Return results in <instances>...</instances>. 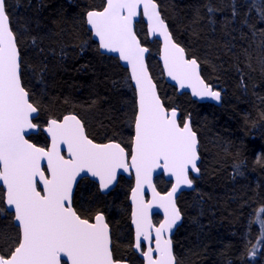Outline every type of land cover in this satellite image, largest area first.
Here are the masks:
<instances>
[{
  "label": "trees",
  "instance_id": "obj_1",
  "mask_svg": "<svg viewBox=\"0 0 264 264\" xmlns=\"http://www.w3.org/2000/svg\"><path fill=\"white\" fill-rule=\"evenodd\" d=\"M155 1L173 40L188 58L198 60L206 83L221 92L219 106L179 95L163 80L158 42L149 43L144 25L138 24L160 97L169 110L178 109L181 122L190 117L199 141V176L192 178L194 189L177 200L182 215L172 237L177 264H264V242L257 243L260 225L251 222L264 208V165L256 163L257 156L264 157V0ZM104 3L7 0L20 42L22 82L40 106L35 121L40 130L28 138L37 146L48 143L42 127L50 118L75 114L94 142L130 147L133 127L128 121L135 97L127 70L116 58L100 53L85 21L88 10H101ZM208 7L216 11L209 13ZM132 182L119 178L114 190L102 195L81 180L73 202L85 216L102 210L115 258L141 264L131 251L127 197ZM155 185L160 193L169 189L161 176ZM159 220L153 217L154 224ZM0 233L6 237L0 239V254H7L17 229L6 211L0 213ZM253 246L258 250L250 259Z\"/></svg>",
  "mask_w": 264,
  "mask_h": 264
},
{
  "label": "snow or ice",
  "instance_id": "obj_2",
  "mask_svg": "<svg viewBox=\"0 0 264 264\" xmlns=\"http://www.w3.org/2000/svg\"><path fill=\"white\" fill-rule=\"evenodd\" d=\"M141 6L148 19L149 35L163 38L161 58L167 76L180 89H191L194 97L221 101V92L202 78L198 60L186 58L185 48L174 42L154 0H106L103 10L86 12V23L98 38L99 49L118 53L131 71L136 100L128 121L134 128L130 151L119 142H94L76 115L47 121L43 131L51 137V147L46 149L25 138L27 132L40 130L35 122L40 106L30 99V91L22 82L18 34L12 27L7 0H0V213L8 210L7 214L12 215L14 210L17 229L7 254H0V264H127L114 256L104 212L97 209L85 216L73 202L74 186L81 173L96 178L99 190L106 192L117 182L121 169L134 170L136 178L132 189V247L143 257L144 264H177L168 234L181 220L175 201L177 191L181 187L192 188L190 173H200L199 142L190 117L181 123L178 109L165 106L149 75L145 65L149 50L141 46L132 30L133 18ZM207 10L216 11L212 7ZM232 14H237L235 9ZM260 15L264 19V10ZM62 146L67 149L68 158L62 155ZM256 163L264 165V157L257 156ZM157 169L175 178L167 195L158 193L153 185ZM145 186L153 196L150 202L144 199ZM154 205L164 211V220L158 227L149 219V209ZM261 213L264 208L251 221L260 225L258 244L264 242ZM0 239L6 237L0 233ZM257 250L255 246L248 250L250 259L255 258Z\"/></svg>",
  "mask_w": 264,
  "mask_h": 264
},
{
  "label": "water",
  "instance_id": "obj_3",
  "mask_svg": "<svg viewBox=\"0 0 264 264\" xmlns=\"http://www.w3.org/2000/svg\"><path fill=\"white\" fill-rule=\"evenodd\" d=\"M154 2L157 4V2H156L155 0H154ZM105 5H106V0H105V3H104V6H105ZM157 6H158V4H157ZM101 10H103V8H102ZM157 11L160 13L159 6L157 7ZM160 15H161V13H160ZM161 17H162V15H161ZM85 21H86V15H85ZM139 23H142V24L144 25V27H145V32H146V36H147V40H148V42H149V43H152V42L155 40V41H157L158 44H159V51H158V55H157V60H158V63H159L160 69H161V73H162V76H163V80H164V82H165L167 85L174 87L175 90H176V92H177L179 95H181V94H187V95H188L193 101H195V102H197V103H209V104H212V105H215V106H219L221 101H220L219 103H217L216 101L211 100V99H207V98H205V99L201 100V99H199V98H197V97H194V96H192V94H191V89H189V88L180 89L179 86L175 83V81H172V80L167 76L166 72L164 71V63H163V60H162V58H161L162 55H163V47H164L163 38H162V37H159V36H151V35H149V32H148V19H147V17H145L144 14H143V7H142V6H141L140 8L137 9V15L133 18V21H132V30H133V32L136 34L137 39L140 41V39H139V37H138V35H137V26H138ZM165 23H166V22H165ZM166 25H167V24H166ZM86 26H87L88 31L90 32L91 39L97 44L98 49H99V40H98V38L94 37V36L91 34V30H90L89 26L87 25V23H86ZM167 27H168V26H167ZM170 34H171V33H170ZM174 42H175V41H174ZM140 43H141V41H140ZM178 45H179V44H178ZM141 46H142V47H146V48H148L147 46L142 45V43H141ZM148 50H149V49H148ZM99 51H100L101 54H103V55H105V56H110V57L116 58V59L119 61L120 65H121L123 68H125V69L127 70L128 77H129V80H130V84H131V87H132L133 90H134V95H135V84H134V82H132V80H131V71H130V69L128 68V66H127L123 61H121V60L119 59V54H118V53H108V52H104L102 49H99ZM148 54H149V51L145 53V65H146V67H147V69H148L149 75L152 77V75H151V73H150V70H149V67H148ZM186 58H188L187 55H186ZM199 71H200V68H199ZM200 74H201V73H200ZM152 79H153V77H152ZM153 81H154V79H153ZM154 83H155V81H154ZM155 84H156V83H155ZM156 85H157V84H156ZM157 91H158V87H157ZM158 94H159V92H158ZM135 100H136V96H135ZM178 114H179V112H178ZM66 115H75V114H66ZM37 116H38V114H37ZM64 116H65V115H64ZM64 116H62L60 119H57V120L62 121ZM179 118H180V115H179ZM190 122H191V120H190ZM181 123H182V122H181ZM46 125H47V122H46V124L44 125V127H45ZM44 127H43V128H44ZM43 128H42V132H43V134L45 135V137H46L47 140H48V143H47L46 147H43V148H46V149H47V148H50V147H51V137H49L48 134H47L46 132L43 131ZM37 133H38V131L31 130V131H29V132H27V133L25 134V138L28 139L31 135H36ZM133 136H134V128H133ZM29 142L32 143L30 140H29ZM198 142H199V141H198ZM104 143H108V142H104ZM36 146H37V145H36ZM121 146H122V145H121ZM39 147H40V146H39ZM122 147H123V146H122ZM198 147H199V143H198ZM62 148H63L62 155L65 156V158H68L67 149L64 148L63 146H62ZM130 148H131V145H130V147H129L128 150L126 149V151H130ZM198 155H199V154H198ZM128 163H129V164L131 163L130 156L128 157ZM199 164H200V157H199V159H198V161H197V165H198V167H199ZM43 166L46 168V167H47L46 163H44ZM157 176H162L163 179H164L166 182H170L169 189H168L166 192H164V193H160V192L157 190V188H156V185H155V178H156ZM190 176H191V178H197L199 175H197L196 173H190ZM120 177H125V178H127V179L131 178L132 181H133V186H132V188H131V190H130V192H129V204H130V226H131V228H132V230H133V232H134V241H135V226L132 224V208H133V204H132V189L135 188V186H136L135 171L132 170L131 172H124V171L121 169V170L118 171V179H119ZM83 178H88L89 180L93 181V182L98 186V188H99V181H98L96 178L91 177V176L88 175L87 173H81V176L77 178L78 182H79L81 179H83ZM118 179H117V182H118ZM117 182H115V183H114V184H113V185H112V186H111L106 192H102V193H103V194H107V193L111 192V191L116 187ZM173 183H175V178H174V177H170V176H168V175H165V174L163 173V169H157V170L153 173V185H154V187L156 188V191H157L158 193H160L161 195H167V193H168L169 191H171V187H172V184H173ZM77 184H78V183H77ZM76 186H77V185L74 186V193H75ZM41 187H42V186H41ZM193 189H194V183H193V187H192V188L181 187V188L177 191L176 196H175V201H176V205H177V207H178L177 200H178L180 194L183 193V192H190V191H192ZM144 199H145L146 201H149V202L152 201V199H153L152 193H151V191L147 188V186H145V189H144ZM5 208H6V205H5ZM178 209H179V208H178ZM7 211H8V210H6V212H7ZM179 211H180V210H179ZM155 215H157V216L160 217V221L158 222L157 225H155L154 222H153V217H154ZM12 216H14V210H12ZM12 219H13V218H12ZM149 219L152 221V223H153L154 226H157V227H158L159 224H160L161 222H163V220H164V211H163V209H162V208H159V207H156V206L154 205L151 209H149ZM181 223H182V215H181V220L177 222V224L174 226V228H173V230L171 231V233L168 234V237H169L171 240H172V237L174 236V234L176 233V230H177L178 227L181 225ZM14 224H15V222H14V220H13V225H14ZM110 233H111V229H110ZM154 236H155V234L153 233V241H154ZM152 246H153V247L155 246L154 243H153ZM172 247H173V244H172ZM133 250H134V252H135L134 247H133ZM137 254H138V253H137ZM62 259H63V260H66V257H64V258H62ZM140 259L142 260V262H143V264H144L143 257L140 256ZM127 264H129V263L127 262Z\"/></svg>",
  "mask_w": 264,
  "mask_h": 264
},
{
  "label": "flooded vegetation",
  "instance_id": "obj_4",
  "mask_svg": "<svg viewBox=\"0 0 264 264\" xmlns=\"http://www.w3.org/2000/svg\"><path fill=\"white\" fill-rule=\"evenodd\" d=\"M157 177H160V176H157ZM156 177V178H157ZM162 177V176H161ZM120 178H124V179H127V178H125V177H120ZM155 178V179H156ZM163 178V177H162ZM129 179H131V178H129ZM81 180H83V181H87V183L88 184H93V185H95L96 186V189H97V191H98V193H100V194H102V195H107V194H103L100 190H99V188H98V186L93 182V181H91V180H89L88 178H83V179H81ZM80 180V181H81ZM119 180V179H118ZM164 180V179H163ZM79 181V182H80ZM78 182V183H79ZM167 183H169V186H170V182H167ZM132 185H133V182H132ZM77 187V186H76ZM132 188V187H131ZM114 190V189H113ZM112 190V191H113ZM131 190V189H130ZM130 190H129V192H130ZM110 193V192H109ZM127 203H128V206H129V228H130V231H131V237H132V243H131V251L133 252V254L137 257V259L139 260V262L141 263V264H143V262H142V260L140 259V256H139V254H137L136 252H134V250H133V245H134V243H135V241H134V232H133V230H132V228H131V226H130V204H129V193H128V197H127ZM12 218H13V216H12ZM159 222V221H158ZM12 223H13V219H12ZM158 224V223H157ZM157 224H155V225H157ZM14 226V225H13ZM146 247H147V245H145V250H146ZM126 262V261H125Z\"/></svg>",
  "mask_w": 264,
  "mask_h": 264
},
{
  "label": "rangeland",
  "instance_id": "obj_5",
  "mask_svg": "<svg viewBox=\"0 0 264 264\" xmlns=\"http://www.w3.org/2000/svg\"><path fill=\"white\" fill-rule=\"evenodd\" d=\"M255 218H256V214H255L254 220H255Z\"/></svg>",
  "mask_w": 264,
  "mask_h": 264
},
{
  "label": "bare ground",
  "instance_id": "obj_6",
  "mask_svg": "<svg viewBox=\"0 0 264 264\" xmlns=\"http://www.w3.org/2000/svg\"><path fill=\"white\" fill-rule=\"evenodd\" d=\"M86 15V14H85ZM134 97H135V95H134Z\"/></svg>",
  "mask_w": 264,
  "mask_h": 264
}]
</instances>
